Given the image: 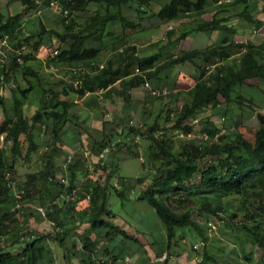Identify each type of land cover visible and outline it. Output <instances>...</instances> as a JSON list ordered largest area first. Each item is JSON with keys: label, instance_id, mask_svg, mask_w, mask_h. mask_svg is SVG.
I'll return each instance as SVG.
<instances>
[{"label": "trees", "instance_id": "1", "mask_svg": "<svg viewBox=\"0 0 264 264\" xmlns=\"http://www.w3.org/2000/svg\"><path fill=\"white\" fill-rule=\"evenodd\" d=\"M154 1L60 0L53 8L62 16V25L55 28L42 24L34 31L25 29L23 15L30 9L51 8L50 0H21L20 10L10 11L6 16L0 12V38L7 35L12 46L5 61L0 64V74L4 82L18 81V92H14L11 102L8 103L10 100L0 93V105L4 112V118L0 121V264H55L56 256L53 257V251L49 253L50 243L56 241L59 245L63 244V227L74 223L76 213L81 210L79 223L85 221L92 229H100L99 236L103 231L109 241L118 234L135 237L114 224L108 199L113 191L120 198L126 197L144 178L117 174V162L107 164L103 158L93 161L94 171L98 173L93 175L90 163L92 155H99L107 145L116 149L127 146L130 149V143L125 142L123 137L131 139V136L137 135L151 140L149 159L150 168L153 169L151 180L139 191V197L155 209L166 227V256L188 250L185 245L192 237L186 235L185 230H189L192 234L197 232L196 236L204 245L201 257L194 252V264L219 262L217 257L221 256L210 252L207 246L213 239L209 231L212 221L218 223L233 200L257 198L260 201L255 209H242L241 230L239 226L234 227L238 208L230 212L225 225L232 230L234 246L239 248L238 252L245 259H252V248L258 245L264 257V230L261 226L264 213V113L257 111V97L243 91L245 86L259 87L263 94L260 101L264 106V89L261 85L264 81V40L257 43L230 38L237 30L229 23L232 14L222 17L214 15L210 19L188 24L176 36L179 41L194 30L224 34L212 44L178 52L170 49L165 52L166 55L161 49L141 53L122 33L115 34L109 29L110 24H120L124 29L139 25L128 9L140 13L151 10L163 23L179 20L190 13L203 15L210 10L207 7L209 0H164L157 11L152 8ZM216 1L218 10L215 13L232 11L235 5H243L236 17L252 23L253 27L263 26V19L250 10L252 0ZM67 8H70L68 15L65 14ZM173 33L170 29L167 32V44L172 48L175 41ZM111 35L116 36L113 47H121V52L106 63H101L100 56L105 46L103 40ZM23 44L27 45L25 50L21 47ZM48 51L49 65L66 69L65 75H70V80L62 76L53 78L52 82L45 79L40 68L32 65L38 52L46 54ZM185 64L198 68L199 78L187 90L171 87L164 95L171 99L185 95L179 109H173V105L167 103L166 111L161 108L156 119L150 123L134 125L131 124L132 119L126 120L125 116L131 113L128 110L130 106H144L154 95L149 89L151 94L147 95L146 100H136L133 90L145 87L147 80L152 86L160 87L167 69L173 70ZM136 67H140L142 72L137 73ZM18 75L23 78L22 81H29V86H22L21 81L16 79ZM32 90H39L40 96L38 107L28 116L24 105ZM97 91H101L106 100L121 97L127 108L122 110L121 116L115 114L112 120L99 115L92 121L95 127L92 129V126L86 125L88 123L82 126L78 115L72 111L78 105L76 97L84 99L88 93ZM159 98L163 99V96L159 95ZM85 101L89 103L90 100ZM222 103L227 105L224 114L232 107L239 110L250 108L249 116L257 115L261 125L251 130L236 129L231 136L229 133L219 134L220 128L208 115L202 120L204 125L201 130L211 139L217 136V142H187L178 153L175 152V141L169 135V130L177 128L190 133L194 125L189 120L197 119L203 109L216 108ZM69 122L84 128L83 132L78 130L73 135L72 142H66L61 137ZM39 125L49 127V145L40 154L42 166L26 172L25 181L21 182L15 178L20 166L30 162L31 156L43 145L35 138V129ZM8 143L11 144L9 150ZM77 143L80 148L75 145ZM64 147L68 154L72 152L74 155L69 163L65 158L63 165L67 164L69 174L61 180L58 176L61 166L57 158ZM7 173L12 174L25 190L20 206H17L15 190L8 184ZM78 180L81 182L78 183ZM39 204L47 207L46 216L36 208ZM3 205L7 206L4 208ZM195 212L199 218L195 217ZM40 220L48 221L51 230L46 227L39 229L35 224ZM194 248H198V245L194 244ZM71 249L80 258L81 264H109L116 260L108 244L97 243L90 232L80 235ZM47 253L50 256L46 259ZM222 253L220 251V255Z\"/></svg>", "mask_w": 264, "mask_h": 264}, {"label": "rangeland", "instance_id": "2", "mask_svg": "<svg viewBox=\"0 0 264 264\" xmlns=\"http://www.w3.org/2000/svg\"><path fill=\"white\" fill-rule=\"evenodd\" d=\"M164 1H154L152 4V8H154L155 11H157L160 8V3ZM136 7V5H133ZM243 5L237 6L234 8V10L230 11L232 13V18L229 20V23L234 25L236 30L235 34H231L230 38H240L244 37L243 35H248L250 38H247V40H256L258 41L261 37L264 36V33L257 32L253 29L252 23H247L245 20L236 17L237 13L242 10ZM260 8L264 9V0H252L250 10L254 12V14H257L261 12ZM42 9V8H41ZM150 10V9H148ZM128 12L131 13V16L138 21V24L136 28H127L124 29L122 25L120 24H110L109 29L112 30L115 34L122 33L127 41L134 43L138 51L141 53H151L157 49H161L166 55V53L171 49L174 52H178L181 49L185 48H191V46H203L206 44H212L213 39L208 40L206 38V32L205 31H191L187 34V37L182 40H176V36L179 35L182 31V28L187 26L188 24H192L194 22H200L201 18L197 16V14L190 13L189 15H186L182 17L179 20L176 21H170L163 23L160 18L151 13L152 11L148 13H140L136 12L134 9H128ZM33 13V16H32ZM30 16L29 19V27L27 30H38L42 24L48 25L49 27H55L59 28L61 24L62 16L59 14L58 10L55 8H49L43 11H38L34 9H30L28 14ZM172 26V28L170 27ZM248 26V31H245L246 27ZM173 30L174 36L172 37L175 41L173 43L174 48L172 46L169 47L167 44L168 41V30ZM264 31V30H263ZM116 39V36H106L103 40L104 48L102 49V53L100 56L101 63H106V61L110 58H115L119 52H121V47L119 49L113 47L112 43ZM255 42V41H254ZM30 50H32L30 48ZM142 50V51H141ZM44 52V50L42 51ZM166 52V53H165ZM45 53V52H44ZM50 51H48L46 54H42L40 52L37 53L36 60H33L32 65L35 66V68H40L41 73L45 75V79L54 81L53 78H60L62 76H66V69H60L59 66L50 64L48 62V57ZM165 57V56H164ZM167 74L164 75V79L161 80L159 83L160 87H166L169 91L172 89L171 87H174L178 90H187L193 82L199 78V70L198 68H195V66L191 64H185L182 66H178L176 68H173V70H166ZM67 74V73H66ZM67 80L71 79V76ZM70 78V79H69ZM17 80H20L22 83V86H29V81H22L21 76L18 75ZM33 79V77H32ZM56 80V79H55ZM34 82H36V79H33ZM18 82V81H17ZM17 82L16 80H12L11 82H2L0 79V93L2 96H5L8 101L11 102L12 97L14 95V92H18L17 88ZM264 89V81L261 84ZM145 88V87H144ZM138 88L136 90H133V94L136 98V100H146L147 95H149V88ZM243 91L247 95H253L257 97L258 106L257 111L264 113V106L261 104V99L263 98V94L259 87H250L245 86L243 88ZM151 94V93H150ZM102 92H90L84 97V99L77 98L79 102L77 103V107L73 108L74 115H78L79 120L82 124V126H85L84 123L87 126H92V129H95V127L92 124V121L102 116L103 118L112 120L115 116H121L122 110L125 109L126 105H124V101L121 97L114 96L110 99H105L102 97ZM38 96H40V91H33L29 94L28 99L25 102L24 105V111L25 114L28 116H31L33 112L38 107ZM163 96V99L159 98L158 96H150L148 99L149 101L146 102L144 106H136L132 105L128 110L131 111V113H128L126 115L127 118L132 119V123L134 125H140L141 123H147L152 122L156 119L157 114L161 112V108H165L167 103L173 105V109H179L180 105L185 100V95H180L178 97L179 99H174L170 96ZM75 96H73L74 98ZM149 97V96H148ZM85 99H88L89 103L85 101ZM93 100V101H91ZM105 100V101H104ZM90 103L92 105H90ZM103 103V104H102ZM127 108V107H126ZM139 108V111H137ZM227 105L225 103H222L216 108H206L203 109L202 113L198 116L197 119H191L189 120V123H192L194 125L193 130L190 133H186L182 129H170L169 135L173 137L175 141L174 151L179 152L181 146L187 142H193L194 144H204V134L201 130L203 124V118L205 116H211V119L215 122L216 126L220 128L221 133H229V135L234 134V130L240 129L245 130L251 128H256L260 126V121L257 118V115L249 116V111L251 110L248 107H245L244 110H239L236 107H232L231 110L227 111V114H224L226 112ZM167 108H165L166 111ZM136 110V111H135ZM164 110V109H162ZM163 113V112H162ZM100 115V116H99ZM4 118V112L2 109V106L0 105V121ZM76 118V117H75ZM162 119V118H161ZM90 124V125H89ZM92 124V125H91ZM143 128L145 126L143 125ZM83 129L81 126H77L72 122H69L65 128L64 133L61 136L64 141H71L73 139V134H76L78 130L83 132ZM160 134V133H158ZM85 136H87L85 134ZM35 138L38 142H41L42 148L37 152L34 153V155L31 156V161L28 163H24L20 166V172L15 177L17 180L24 182L26 177V172L31 171L33 169H38L40 166H42V161L40 159V154L44 153L49 145V140L51 138L49 127L47 125H39L37 129H35ZM122 138V137H121ZM125 142L130 143V149H127V146L122 149H116L113 148V150L108 154L106 157L107 164L110 163L112 160L117 161V164L119 166V170L117 174L128 176V177H134V178H144L143 182L137 183L135 190L133 193H135V197L140 195V190H142L143 187L146 186V184L151 180V176L153 173V169H151L150 165V154H151V146H150V139H147L145 136H131V139H128L127 137H123ZM218 137H214L209 142H217ZM46 142V143H45ZM26 145L28 144L25 143ZM125 144V143H123ZM78 148H80V144H75ZM126 145V144H125ZM11 144H7L8 150L10 149ZM113 152H115L113 154ZM74 154V153H73ZM67 148L64 147L63 153L58 155L57 161L58 164L61 166L58 172V176L62 180L63 178H66L69 174V171L67 169V164L63 165L65 161V158L67 157ZM93 161V160H92ZM115 175L117 177L118 175ZM117 180V179H116ZM115 181V180H114ZM133 195H130L126 200L122 202L118 194L113 191L109 196V206L112 207L115 211H117L119 214H124V218L130 219V217H137L138 214H141L143 217L142 224H146L152 227L158 226V223L156 220L152 218V214L154 213V209L149 203L145 202H139V211L132 212V209L135 207L136 198ZM259 199H248L243 200L242 198H238L236 200H233V205L230 204V206L227 208L226 212L222 213V217L219 219V222L216 223L212 221L210 225L209 231L211 232V239L209 243H207L208 250L212 253H215L218 256L219 262L211 263V264H264V257L263 256V250L260 248V246H254L252 248V259L247 260L244 258L242 253L238 252L237 247L235 245V239L232 235V230L227 227L226 221H229V214L231 211L238 208L239 214H237L234 218V227L236 228L239 226V230L242 229L243 219L241 214L244 213L243 210L251 211L255 209L257 205H259ZM4 208L7 205H3ZM247 208V209H246ZM153 209V210H152ZM243 209V210H242ZM128 214H127V212ZM144 211V212H141ZM195 217L199 218V215L197 212H195ZM141 218V217H140ZM229 224V223H227ZM47 227V230H51V226L44 224ZM261 226L264 230V213L261 216ZM181 229H179V232ZM230 231V233H228ZM186 235L192 237V240H190L187 245H185L189 252H195L198 253L199 257L202 256L204 245L201 243L200 239H198V233L195 232L192 234L191 231L185 230ZM228 233V234H226ZM197 235V236H196ZM227 235H231L228 236ZM215 236V237H214ZM219 238V239H218ZM194 244L198 245V248H194ZM249 249L251 248L248 247ZM247 249L246 251L248 252ZM220 251H222V255H220ZM194 256V255H193ZM196 258V257H195ZM222 259V260H221ZM196 260V259H195Z\"/></svg>", "mask_w": 264, "mask_h": 264}, {"label": "crops", "instance_id": "3", "mask_svg": "<svg viewBox=\"0 0 264 264\" xmlns=\"http://www.w3.org/2000/svg\"><path fill=\"white\" fill-rule=\"evenodd\" d=\"M216 4H218L217 1L215 2V0H209L207 3V7L210 10L207 11L203 15L197 14V16H199V18L201 19L206 20V19L212 18L214 15H216L217 17H222L225 15L232 14L230 11H218L215 13V10H218V8L215 7ZM237 6H240V5H235V8ZM21 8H22L21 0H0V12L3 13L5 16L10 11L15 12L16 10H20ZM43 10L45 9L40 8V11H43ZM260 10L261 12L257 13V16L262 18L264 21V9L260 8ZM28 12L29 11H27L23 15L25 29L29 27L28 25H29L30 16L27 15ZM32 16H33V13H32ZM253 29L257 32L264 33L263 31L264 24L260 28L253 27ZM245 31H248V26L246 27ZM206 35H207L206 38L208 40L213 39L215 41V40L222 38L224 34L219 33V31H214V32H211L210 34L206 32ZM243 36L244 37H240V38L235 37V39L242 41V40H247V38H250V36L248 35H243ZM262 40H264V36L261 37L258 41L256 40L254 41L258 43V42H261ZM207 45L209 44H206L203 46L196 45V46H191V47H205ZM0 79L4 83L1 74H0ZM145 88L148 89L146 86ZM75 100L79 102L78 99L75 98ZM137 111H139V108ZM76 134H73V135H76ZM109 153L106 154V157L108 156ZM106 157H105V160H107ZM98 159H99L98 155H92L93 161L96 162L98 161ZM111 162H117V161L112 160ZM79 182L81 181L78 180V183ZM133 189L128 195H126V197L120 198L122 202L126 200L130 195H133L135 197L134 195L135 193H133L135 189L134 190ZM137 197L138 198L135 197L136 202H135V207L132 209L133 213L135 211H139L138 210L139 202H145L148 204V202L145 199L140 198L139 195ZM108 206H109V199H108ZM110 208L112 209L113 214H114L113 215L114 224L118 228L124 229L130 234L135 235V237H125L122 234H118L115 237V239H113L112 241H109L108 236L105 235L103 231L101 235L99 236L98 233L101 231L100 229L98 231L97 229H92L89 223L85 221L82 223H79L81 222L80 213L83 212L81 210L80 213H76L74 223L68 224L63 227L64 236H65L63 244L59 245L56 241H51L50 243L51 251H49V253L53 251L52 252L53 257L56 256L55 264H81L80 258L73 254V250L71 248L73 247V244H75L77 238H79L80 235H85V233L87 234V232L88 234L90 232V235L95 239L97 243L100 242L101 245H106V243L108 244V246L110 247V250L112 251L111 253L115 255V258H116V260H112L109 264H194L195 263L194 253H191L188 250H183L182 254L176 255L172 253V254H168V256H166L165 258H162V255L164 253H167L168 236H167L166 227L162 223V221L159 219V217L157 216L154 208H153L154 210L152 209L154 211V213L152 214V218L156 220L158 223V226L156 227L142 224L141 222L143 220L142 219L143 217L141 216V214H138V216L135 217V219L134 217H130V219H126L123 217L124 214H119L112 207ZM141 212H144V211H141ZM44 224L49 225L48 221L46 220H40L39 223L36 222L35 225L39 229H41V227H47ZM49 253L46 254L48 255L46 259L50 256ZM101 253L103 254V251H101ZM101 253L100 255H102Z\"/></svg>", "mask_w": 264, "mask_h": 264}, {"label": "built area", "instance_id": "4", "mask_svg": "<svg viewBox=\"0 0 264 264\" xmlns=\"http://www.w3.org/2000/svg\"><path fill=\"white\" fill-rule=\"evenodd\" d=\"M37 1H40V0H37ZM66 1H71V0H66ZM59 3H60V0H50V6L52 8L56 7ZM69 13H70V8H67L65 10V14L68 15ZM170 27L172 28V26H170ZM21 47H22L23 50H25L27 48V45L23 44ZM10 49H12V46L8 42V36L6 35V36L0 38V64L5 61V59H6L7 55H8V50H10ZM136 72L137 73L142 72L141 68L140 67H136ZM145 86L147 88H149L154 95H165V94H167L169 92L168 89L165 88V87L160 88V87L152 86V84L150 83L149 80H147L145 82ZM139 136L140 135H137V137H139ZM203 137H204L205 142L206 141H210V139H211L210 136L207 135V134H204ZM1 138L3 139V135H1ZM113 148L114 147L112 145L105 146L103 148L102 152L98 155L99 159H101V158L105 159L106 154L111 152L113 150ZM73 155L74 154L72 152L67 155V163L72 161ZM94 170H95V167H94V164H93V161H92V163H90V171H91V173L93 175H96V174L98 175V173L95 172ZM6 175H7V179H8V184L15 190V194L18 197L17 206H20V204H21L20 200L23 198L25 190H24V188L22 186L18 185L17 180L14 179V176L12 174L7 173ZM36 208L38 209V211L43 216L47 215L48 209H47V207L45 205L39 204V205H36ZM52 223L54 224V221H52ZM165 257H166V255L163 254L162 258H165Z\"/></svg>", "mask_w": 264, "mask_h": 264}]
</instances>
